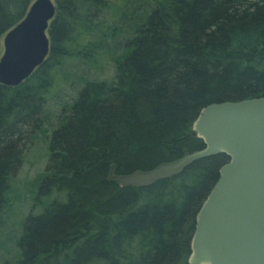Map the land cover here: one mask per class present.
I'll use <instances>...</instances> for the list:
<instances>
[{
  "label": "trees",
  "instance_id": "16d2710c",
  "mask_svg": "<svg viewBox=\"0 0 264 264\" xmlns=\"http://www.w3.org/2000/svg\"><path fill=\"white\" fill-rule=\"evenodd\" d=\"M34 1L0 0V59ZM111 1L55 0L47 59L19 86L0 83V215L26 152L51 135L40 209L22 226L14 264H188L197 214L229 158L146 188L112 178L203 149L193 125L207 106L264 97V0ZM101 56L111 80L82 78L48 126L66 67Z\"/></svg>",
  "mask_w": 264,
  "mask_h": 264
},
{
  "label": "water",
  "instance_id": "95a60500",
  "mask_svg": "<svg viewBox=\"0 0 264 264\" xmlns=\"http://www.w3.org/2000/svg\"><path fill=\"white\" fill-rule=\"evenodd\" d=\"M52 0H36L4 37L0 83L16 87L47 59ZM204 148L150 171L114 176L122 188L150 187L195 162L226 155L229 162L200 208L188 264H264V97L214 103L193 125Z\"/></svg>",
  "mask_w": 264,
  "mask_h": 264
},
{
  "label": "rangeland",
  "instance_id": "374dc122",
  "mask_svg": "<svg viewBox=\"0 0 264 264\" xmlns=\"http://www.w3.org/2000/svg\"><path fill=\"white\" fill-rule=\"evenodd\" d=\"M52 1L55 2V0ZM112 1L111 6H113ZM122 2L124 1L117 0L118 4H122ZM2 42L3 39L1 40L3 52ZM67 70H73L71 75L63 76V81L61 79L52 91L48 110L52 114L50 115L52 120L48 126L55 124V117L58 115L61 105L63 104L64 107V105L70 104L76 97V89L83 84L82 78L106 81L111 80L114 75V65L111 59L106 56H101L99 60L90 63L69 64L65 71ZM48 126H46V130ZM50 137V132L39 137L26 152L23 166L11 184L9 198L12 201V206L6 213L0 215V264L6 262L14 264L18 257V255L16 256L18 251H16V242L22 232V226L32 210L36 212L40 209V206L34 208L40 185L38 177L47 165Z\"/></svg>",
  "mask_w": 264,
  "mask_h": 264
}]
</instances>
